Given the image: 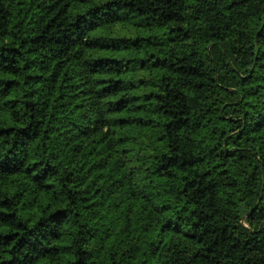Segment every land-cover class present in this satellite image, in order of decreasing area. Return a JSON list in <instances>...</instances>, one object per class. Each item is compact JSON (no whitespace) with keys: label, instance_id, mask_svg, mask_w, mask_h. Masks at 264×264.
<instances>
[{"label":"clouds","instance_id":"1","mask_svg":"<svg viewBox=\"0 0 264 264\" xmlns=\"http://www.w3.org/2000/svg\"><path fill=\"white\" fill-rule=\"evenodd\" d=\"M37 3L0 0V262L264 264V0H117L109 89Z\"/></svg>","mask_w":264,"mask_h":264},{"label":"trees","instance_id":"2","mask_svg":"<svg viewBox=\"0 0 264 264\" xmlns=\"http://www.w3.org/2000/svg\"><path fill=\"white\" fill-rule=\"evenodd\" d=\"M60 2L61 0H54L53 4L46 5L47 12H45V8H41L39 3L36 4V8L48 17V24L56 20L61 12L65 14L67 24L65 25L64 21H59L56 25L57 31L61 33V37L56 40V46L61 50L67 49L66 52L62 53L63 58L68 61L72 60L74 58L72 47L83 36H88L89 39L85 42V47L90 50L91 63L96 69V74L100 76L103 89L111 88V85L104 83L106 79H111V77L104 75V73L116 65L127 69L132 60L136 59L129 52L126 40L130 29L137 25H129L124 22V17L119 12L117 0H66L63 9L58 7ZM137 11L140 10L137 9ZM25 15H29V13L26 12ZM61 25L64 26L61 27ZM213 35H216V33H213ZM257 35L259 36L260 33L258 32ZM134 43L135 41H133ZM226 46L225 42L221 40L220 47L225 48ZM77 50L79 49L77 48ZM49 51L51 52L52 49L49 48ZM54 63L60 64V58L55 60ZM140 64L143 67V60L140 61ZM61 74L67 75L63 68H61ZM13 83H16V81L9 80L8 82L9 85ZM117 83H119V80H117ZM5 118V114L0 113V121ZM0 264H4V262H0ZM8 264H11V261H8Z\"/></svg>","mask_w":264,"mask_h":264}]
</instances>
